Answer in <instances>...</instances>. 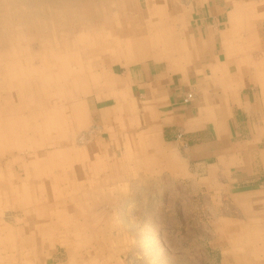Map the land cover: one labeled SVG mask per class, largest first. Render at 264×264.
Here are the masks:
<instances>
[{"label":"crops","instance_id":"crops-1","mask_svg":"<svg viewBox=\"0 0 264 264\" xmlns=\"http://www.w3.org/2000/svg\"><path fill=\"white\" fill-rule=\"evenodd\" d=\"M95 1L89 37L81 30L91 44L75 54L81 63L71 68L72 78L58 80L71 128L95 129L89 143L92 171L110 177L161 171L153 188L187 186L193 195L173 202H202L206 208L202 236L214 249L205 250L203 264H227V257L242 264V257L253 259L257 252L251 264H264V126L257 123L262 104L256 81V74L264 79V61L259 70L249 66L254 49L262 48L264 7L246 11L242 0ZM250 13L261 15L250 20ZM68 89L70 97L64 94ZM188 92L194 98L185 103ZM73 150L82 156L85 151ZM20 170L15 173L22 175ZM132 186L141 193L122 200L112 193L111 200L128 205L166 200L162 193L143 196L146 183ZM215 188L219 207L212 213ZM195 216L200 215L193 213L192 220ZM126 225L137 230L128 217ZM157 225L147 226V235L141 229L127 233L122 241L137 237L156 258Z\"/></svg>","mask_w":264,"mask_h":264},{"label":"bare ground","instance_id":"bare-ground-1","mask_svg":"<svg viewBox=\"0 0 264 264\" xmlns=\"http://www.w3.org/2000/svg\"><path fill=\"white\" fill-rule=\"evenodd\" d=\"M9 2L7 1V3ZM98 3L101 4V1ZM95 4V0H13L12 4L0 5V149L4 150L3 152L1 150L4 154L0 152V188L4 189L5 208L22 209L25 217L32 224V227L25 230L26 237H22L20 240L21 243L29 246L30 254L37 253L38 255L42 251L39 235L50 239H57L69 234L82 236L86 235V232H96L102 235L104 233L105 235L108 229L106 242L112 253L116 249H121L120 246H116L119 247L116 248L114 245H118L117 242L120 239L122 241L124 235L127 237L126 230H120V233L115 236L113 233L110 234L109 226H112L111 223H107L108 225L103 227L99 226L100 218L104 215L110 217L111 213L104 211L98 213L96 205L118 202L111 200L113 194H111L112 190H109L107 183H103V187L99 182L97 183L96 174L94 177L93 173L95 171H92V164L89 162L87 164L85 161L83 163V156L79 151L72 152L71 148L67 149L71 141H67L66 133L62 129V112H64L63 108L65 107H63L62 99L59 98L58 101L56 98L52 99L50 110L47 107L43 109L36 102L34 103L36 92L47 102L48 87L46 88V86L49 85L50 87L51 84L55 83L56 77L57 80H61L60 77H63L64 70L67 72L71 70V66L69 67L71 62L68 60H71V56L74 57L76 54L67 48L70 43L67 39V33L59 32L55 25L60 22L66 26V23L73 18L72 9L75 12L74 15L79 12L83 13V17L86 16L88 24L91 25ZM10 6L14 10H11ZM34 6L45 9L47 14L45 20H41L39 17H35L33 12H29V7ZM12 11H14V15L16 14L18 22L12 18L8 30L2 26V16L7 12L11 14ZM47 21L55 26L52 30H48ZM40 22L43 23L40 31L42 30L44 35L49 34L45 37H49L50 40L53 39L57 45L55 47L48 45L50 40L43 39L40 45L41 49L35 53L41 58L42 63L39 66H34L29 64V52L21 49V46L13 48V45H8V38L11 36L15 40L19 37L15 23L18 26L20 23L22 27L26 26L29 29L32 23L39 24ZM77 24L79 25V23ZM79 36L80 39L78 35L77 38L73 37L74 44L78 41L79 44L84 43L87 46L91 44L82 34ZM35 54L31 56L33 59H36ZM52 67L57 69L55 74L49 71ZM19 91H21L22 96L26 95L25 99L19 100L22 97ZM14 144L17 150H14ZM20 152L23 154L20 155ZM73 153L74 155H72ZM5 159H9L4 164L6 171L10 168L14 169L8 178L4 177L2 168V162ZM18 161H21L22 169L25 171L22 175L15 173L14 164ZM125 175V172H122L117 177ZM111 179L114 177H110ZM149 186L151 185L149 184ZM22 197H26V199L22 200ZM123 197L124 195L121 198ZM121 202L123 205L120 215L126 224V204ZM0 230V244L3 246L19 241L14 230L8 226L2 225ZM135 240L146 245L145 241H139L137 237ZM245 251L247 252L244 254L251 252L250 249H245ZM113 256L114 254L109 256L110 260L115 259ZM240 262L247 263L248 261L243 258Z\"/></svg>","mask_w":264,"mask_h":264},{"label":"rangeland","instance_id":"rangeland-1","mask_svg":"<svg viewBox=\"0 0 264 264\" xmlns=\"http://www.w3.org/2000/svg\"><path fill=\"white\" fill-rule=\"evenodd\" d=\"M7 1H10L7 3ZM154 0H148L146 3L151 2ZM158 0H155L157 2ZM167 3L171 2V0H165ZM238 1V0H237ZM13 0H0V5L1 4H12ZM235 0H232V3H234ZM259 3V4H258ZM243 8L247 11H251L252 8L255 7H264V0H242ZM257 4V5H256ZM94 7V6H93ZM11 10H14L12 6H10ZM75 9V8H74ZM45 9L37 8V7H29V12H33L35 14V17H39L41 20H45L47 14L44 11ZM241 10V9H240ZM264 13V9L262 10ZM69 13V11H67ZM74 11L72 9L71 14L73 15V18L68 21L65 25L60 24V22H57L56 29L59 32H66L67 33V39L70 41V43L67 45V48L69 50L74 51V53H77L78 56L80 55L81 52H83L84 49V43L79 44V41L76 42L75 44L73 43L74 39L73 37L77 38V35L80 39V34L81 30L84 35H88L89 37V31L90 29L88 28V19L85 16L83 17V13L79 12L74 15ZM94 15L96 14L95 11H93ZM10 17H9V16ZM14 11L10 14L9 12L4 13L2 16V26L6 29L9 30V25L11 22V19L14 18L17 20L16 14L14 15ZM261 14H251L250 13V20L255 19L257 16ZM13 16V17H12ZM93 20V19H92ZM74 21H77L76 23ZM18 22V20H17ZM42 22V21H41ZM32 23L28 29L26 26H21L19 23V26L17 23L14 25L16 26V30L18 31L19 37L18 39L16 38L14 40V37L10 36L8 38V45L11 44L13 45V48L15 47H20L21 49L27 50L29 52L30 58H29V64L34 65V66H39L42 63V60L40 57H38L35 53L37 50L41 49V43L44 40H50L48 36V31L46 32L48 35H44L42 33V30L40 31V27L43 26V23ZM48 22V21H47ZM79 23V25L77 24ZM42 24V25H40ZM76 25V26H75ZM78 25V26H77ZM55 26L49 24L48 22V30H52ZM59 26V27H57ZM90 26V25H89ZM8 27V28H7ZM87 29V30H86ZM14 31V29H11ZM24 30V31H23ZM252 30V29H250ZM43 35V36H42ZM39 36V38H38ZM45 37V38H44ZM12 39V40H11ZM42 39V40H41ZM264 39V38H263ZM21 40V41H20ZM89 41V40H88ZM36 42V43H35ZM260 46L262 48H255L254 49V55L252 60H249V66L253 68H259L261 69L260 65L264 61V40L260 39ZM56 41L53 39L48 42V45L51 46H56L55 44ZM28 44V45H27ZM39 44V45H38ZM262 44V45H261ZM83 45V47H81ZM30 46V47H29ZM29 48V49H28ZM30 50V51H29ZM90 49H87L89 51ZM258 50V52H256ZM67 51V49H66ZM80 52V53H79ZM22 54V53H21ZM35 54L36 59H33L31 56ZM26 55V54H23ZM76 56L74 55L71 56V60H68L71 62L69 65L70 68L72 67H80L81 59H76ZM21 59V58H20ZM25 62V61H23ZM2 68V67H1ZM69 68V69H70ZM49 71H51L53 74L57 72V69L51 68ZM67 73V74H66ZM257 73V72H256ZM63 75L71 76L72 78V72L69 70L67 72L64 70ZM256 81L258 84V95L259 99L262 104V110L259 113L260 117L257 120V123L261 124L264 126V79L262 76L259 74H256ZM66 76V77H67ZM60 78H65V77H60ZM63 82V81H62ZM48 87V88H47ZM48 89V99L46 102V99H42L38 92H36V98L34 97L36 104H38L41 108L45 109L46 107L48 110H50V105L52 103V99L56 98V101L59 100L60 98V84L58 83L57 77L55 79V83L46 86ZM69 88V87H68ZM67 89V88H66ZM20 95L22 96L21 91ZM64 94H68V97H70L71 94L69 89L64 90ZM31 97L33 96L29 94ZM63 95V92H62ZM25 96L20 97L19 100H22V98L25 99ZM76 97V95L74 96ZM30 99V97H29ZM64 99V98H63ZM62 99V100H63ZM61 100V99H60ZM20 102V101H18ZM48 104V106H46ZM63 104V110L62 112V129L63 132L66 133V137L68 138L67 141L70 142V145L67 149L72 151V152H77L74 151V149H79L83 148L85 149L84 154H83V163L85 162H92V159L89 155V143L94 136V128L93 127H86L83 130H78L74 131L71 128V123L69 119L67 120V117L69 116V106L62 101ZM61 103L59 104V106ZM62 109L60 110V112ZM72 144V145H71ZM67 145V146H68ZM15 149L16 145L14 144ZM77 147V148H76ZM2 149H0L1 152ZM4 150H2L3 152ZM1 152V153H2ZM17 156L19 155L18 152L16 151ZM4 154V153H2ZM1 154V155H2ZM23 152H20V155H22ZM74 155V153L72 154ZM16 156V155H15ZM26 156V155H25ZM69 157V156H68ZM81 159V158H80ZM22 160V159H20ZM68 160V158H67ZM8 160H4L2 162V168L4 170L3 174L4 177L8 178L10 176V173L14 172V169L10 168L6 171V166L4 165ZM70 161V160H68ZM20 164V167H18ZM21 161H18L14 164V168L21 169ZM88 164V163H87ZM20 174H24V170L19 171ZM94 177L96 174L97 180L99 181L101 187H103V183H111L115 182L114 186H109V190H112V193L114 194V197L117 198L118 200H122L121 198L123 195L124 196H133L136 192L141 193V190L139 187L136 188V190L133 188L132 183L136 182H142L146 183L147 185H153L154 182L156 181L157 176H161L162 173L161 171L158 170H151V171H132V172H125V176L123 177H114L113 181H110V173L107 172H93ZM117 174V173H116ZM3 177V178H4ZM102 179V180H101ZM130 187V188H129ZM148 188V187H147ZM107 189V187H105ZM4 189L0 188V229L2 225L8 226V228L14 230L16 233L18 240L14 244H8V245H2L0 244V264H158L159 260H163L165 263H172V264H187V261L191 260L193 264H203L204 258H205V250L214 249L213 246L209 244L208 239L204 238L202 236V230H203V221L201 219V214L203 212V209L206 210L205 206L202 204V202H198L197 204L190 205L186 204V201H180V202H173L175 197H183L184 199L188 196L190 197L193 195L192 190L189 189L187 186H181L180 188L178 187H171V188H159L155 189L152 186H150V189L143 190L142 192L143 196H147L149 199L158 196L159 194L162 193V196L164 195V198H166L165 202L161 203H155L154 205H150L148 203H141L139 204H126V215L128 217V222L131 223V225H134L135 228H137L136 231H139L141 229L144 231V234L147 233L146 227H150L149 230L152 229L154 223H160V225L156 228H153L154 232L157 235L158 243L156 245L160 244V251L157 252L158 257L153 258L154 253H150L148 251L147 246L148 244L146 243V248L141 244V242L138 241H129L126 240L124 242L120 241L117 242L118 245L120 246L121 249H116L113 251L108 249V244L106 242L107 239V233L108 229L106 230V233L104 235L101 233H96V232H86V235H76V234H69L68 236H61L57 239H50L49 237L39 235V243L42 246V251L37 253H32L30 254L28 249L29 246L27 244H23L20 242L22 237H26V229L32 227V224L30 223V220L27 219L24 215V212L22 209H7L5 208L4 205ZM103 191V190H102ZM133 191V192H131ZM111 193V194H112ZM176 193V194H175ZM219 189H212V203H211V212L215 211L216 208L219 207V204H214V201H218V194ZM172 195V196H171ZM120 196V197H119ZM195 196H203L202 192L195 194ZM171 197V198H170ZM26 197H22V200H25ZM136 199V198H135ZM116 204V205H115ZM115 204H99L96 208V211L100 213L101 211H104L105 213L110 212L111 215L108 218V216H103L99 220V226L103 227L107 223H111L112 226H109V233L113 235H118L120 233V230H125V228L129 227V225H126L123 222V218H121L120 215V210L121 206L123 205L122 202H118ZM108 205V206H107ZM138 205V206H137ZM216 206V208H215ZM138 207V209H137ZM194 208V209H193ZM136 209V210H135ZM139 211V212H138ZM163 211V212H162ZM132 213V214H131ZM195 215H200L199 217L196 218L195 220H192V214ZM145 214V215H144ZM155 214V216H154ZM152 215L153 219H149L148 216ZM164 215V216H162ZM164 217V218H163ZM170 219V220H169ZM160 220V221H159ZM165 220V221H164ZM137 222V223H136ZM195 225H194V224ZM211 223L216 224L215 219L213 220V217L211 218ZM107 224V225H108ZM188 225V226H187ZM163 226V227H162ZM194 227V235L191 237L189 236L190 231L191 234L193 232ZM17 227V228H16ZM145 229V230H144ZM32 230V229H30ZM127 228V233H133V229ZM1 231V230H0ZM134 231V233L136 232ZM114 235V236H115ZM1 236V235H0ZM162 236V237H161ZM245 239V237H243ZM51 240V241H50ZM96 242V243H95ZM122 242V245L120 243ZM195 242V243H193ZM114 242V244H117ZM134 243V244H133ZM140 243V245H139ZM106 244V245H105ZM24 245V246H23ZM113 247V245L111 244ZM119 248V247H116ZM189 249V250H188ZM118 251V252H117ZM257 252V250H256ZM251 253L249 252V257L251 258ZM111 254H114L113 257L115 259L110 260L109 256ZM261 254V253H260ZM255 258L257 257V254H255ZM215 256H220L219 254H215ZM264 257V253L262 254ZM261 257V256H260ZM47 258V259H46ZM120 258V259H119ZM245 258L247 259L246 262H242L245 264H251V261L253 259L246 258L245 256L242 257V259ZM151 259V260H150ZM155 259V260H154ZM176 259V260H175ZM178 259V260H177ZM180 259V260H179ZM166 260V261H165ZM251 260V261H250ZM257 260V259H256ZM83 261V263H82ZM175 261V262H173ZM183 261V262H182ZM241 261V260H240ZM256 262V261H255ZM226 263L227 264H235L234 261L230 258H226ZM259 264H263L260 262Z\"/></svg>","mask_w":264,"mask_h":264},{"label":"built area","instance_id":"built-area-1","mask_svg":"<svg viewBox=\"0 0 264 264\" xmlns=\"http://www.w3.org/2000/svg\"><path fill=\"white\" fill-rule=\"evenodd\" d=\"M194 98V93L193 92H188L185 94V96L183 97V102L188 103L190 102L192 99ZM179 137H182L181 134H179Z\"/></svg>","mask_w":264,"mask_h":264}]
</instances>
